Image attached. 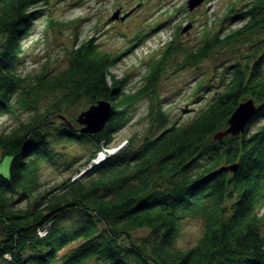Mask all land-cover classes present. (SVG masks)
<instances>
[{"label": "trees", "instance_id": "16d2710c", "mask_svg": "<svg viewBox=\"0 0 264 264\" xmlns=\"http://www.w3.org/2000/svg\"><path fill=\"white\" fill-rule=\"evenodd\" d=\"M43 1L0 0V116L35 111L44 96L65 90L63 101L80 97L90 107L109 101L113 113L96 134L82 133V125L79 132L71 123L53 126L57 142L90 140L109 148L143 100L161 131L138 148L128 144L57 192L46 191L26 209L18 205L40 191L41 168L57 155L46 130L52 127L49 115L0 134V149L12 157L9 175L0 173V264H264V0H241L243 7L229 18L240 24L206 31L196 47L184 48L176 35L132 92L124 90V81L109 82L120 55L103 52L95 38L79 42L76 36L67 67L56 75L46 67L33 76L21 72L23 39ZM217 50H235L224 61L220 90L193 121L168 125L159 85L170 58L184 54L197 64ZM249 99L257 112L246 130L215 140ZM234 164L236 172L228 168ZM69 213L77 218L74 226L64 223ZM191 218L204 220L202 238L190 249L175 247L182 221ZM145 228L154 230L153 241L131 238Z\"/></svg>", "mask_w": 264, "mask_h": 264}, {"label": "rangeland", "instance_id": "374dc122", "mask_svg": "<svg viewBox=\"0 0 264 264\" xmlns=\"http://www.w3.org/2000/svg\"><path fill=\"white\" fill-rule=\"evenodd\" d=\"M188 1L45 0L33 9L40 10L42 14L34 20L31 35L23 39L24 54L20 70L24 75L33 76L46 67L51 75H56L67 67L70 52L76 45V36L79 42L95 38L103 52L120 55L119 61L111 70L109 82L112 77L119 82L124 81V90L132 92L144 85L143 77L146 76L148 66L161 56L176 35L184 48L196 47L203 41L206 31H216L223 24L230 29L240 24L238 20L230 22L229 18L232 10L238 11L243 7L244 2L241 0H205L194 11L189 10ZM119 9L122 11L121 15L131 10L134 12L124 21L111 20ZM190 23L192 27L183 32L184 27ZM165 41L167 42L164 43ZM234 53L235 50H217L197 64L186 62L184 54L178 53L170 58L166 74L159 85L160 96L168 115V125L175 122L187 124L194 120L213 94L220 90L224 61ZM207 86H211L209 92L205 91ZM66 93L67 91L60 90L44 96L35 111L22 113L17 117L0 116V134L9 133L21 122L45 113L49 115L48 122L52 124L46 130L50 129L52 133L51 141L57 155L53 162L45 163L41 168L40 191L33 194L30 200L18 205V208H29L46 191L57 192L68 180L79 179L90 166H97L102 160L111 157L110 149H119L113 154L115 155L128 144L138 148L145 138H153L161 131L157 117L149 113L148 101L143 100L131 110L129 124L115 132L109 148L104 143L98 147L90 140L70 144L57 142L53 126L62 127L71 123L75 131L79 132L81 125L77 118L90 107L88 100L80 97L63 101ZM58 103L59 108L54 109L53 106ZM259 124L254 123L252 130ZM105 152L108 154L101 158ZM11 160L12 157L3 154L0 149L1 174L9 175ZM163 180L164 178L161 182ZM260 215L264 232V206ZM67 216L64 223L76 225L75 213ZM153 231L149 228L136 230L132 232L131 238L136 241H153ZM203 234V219H185L174 245L180 249H190ZM181 239L184 241L183 247L178 246V240ZM87 264L96 262L92 260Z\"/></svg>", "mask_w": 264, "mask_h": 264}, {"label": "water", "instance_id": "95a60500", "mask_svg": "<svg viewBox=\"0 0 264 264\" xmlns=\"http://www.w3.org/2000/svg\"><path fill=\"white\" fill-rule=\"evenodd\" d=\"M205 0H189L188 8L190 11H194L197 7L201 6ZM121 10H117L114 15L111 17V20H126L134 10L121 15ZM192 27V24L185 26L183 32L188 31ZM241 111L248 112L252 114V118L257 112V104L255 100L249 99L241 103L237 109L232 114L229 119V127L222 132H219L215 135V140H222L228 135L237 136L243 133L246 130V126L250 120L246 123H242L236 117L237 114ZM113 113V104L109 101H100L97 104L91 106L86 111L82 112L78 117V123L82 125L81 132L84 134H96L105 129L107 123L109 122ZM119 149H116L115 152H110V154H114ZM232 172H236L238 170V165L234 164L228 167Z\"/></svg>", "mask_w": 264, "mask_h": 264}, {"label": "snow or ice", "instance_id": "6c2138e0", "mask_svg": "<svg viewBox=\"0 0 264 264\" xmlns=\"http://www.w3.org/2000/svg\"><path fill=\"white\" fill-rule=\"evenodd\" d=\"M239 121L242 123H246L248 120L252 118V114L248 112L241 111L240 113L237 114L236 117ZM110 151L115 152L116 149H110Z\"/></svg>", "mask_w": 264, "mask_h": 264}, {"label": "clouds", "instance_id": "9594fccd", "mask_svg": "<svg viewBox=\"0 0 264 264\" xmlns=\"http://www.w3.org/2000/svg\"><path fill=\"white\" fill-rule=\"evenodd\" d=\"M183 245H184V241L182 239L178 240V246L183 247Z\"/></svg>", "mask_w": 264, "mask_h": 264}, {"label": "bare ground", "instance_id": "6f19581e", "mask_svg": "<svg viewBox=\"0 0 264 264\" xmlns=\"http://www.w3.org/2000/svg\"><path fill=\"white\" fill-rule=\"evenodd\" d=\"M108 154V152H105L101 155V158H103L104 156H106Z\"/></svg>", "mask_w": 264, "mask_h": 264}, {"label": "built area", "instance_id": "2783aa9c", "mask_svg": "<svg viewBox=\"0 0 264 264\" xmlns=\"http://www.w3.org/2000/svg\"><path fill=\"white\" fill-rule=\"evenodd\" d=\"M166 42H167V41H165L164 43H166ZM164 43H162V44H164ZM162 44H161V45H162ZM159 46H160V45H159ZM41 233H42V235H45V234H46V233H43V232H41Z\"/></svg>", "mask_w": 264, "mask_h": 264}, {"label": "flooded vegetation", "instance_id": "af4514ba", "mask_svg": "<svg viewBox=\"0 0 264 264\" xmlns=\"http://www.w3.org/2000/svg\"><path fill=\"white\" fill-rule=\"evenodd\" d=\"M125 14V13H124Z\"/></svg>", "mask_w": 264, "mask_h": 264}]
</instances>
